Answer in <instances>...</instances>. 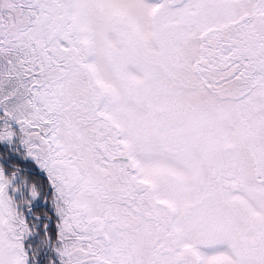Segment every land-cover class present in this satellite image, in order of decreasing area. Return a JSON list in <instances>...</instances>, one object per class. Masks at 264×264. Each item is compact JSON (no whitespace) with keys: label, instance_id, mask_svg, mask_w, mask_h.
I'll list each match as a JSON object with an SVG mask.
<instances>
[{"label":"snow or ice","instance_id":"snow-or-ice-1","mask_svg":"<svg viewBox=\"0 0 264 264\" xmlns=\"http://www.w3.org/2000/svg\"><path fill=\"white\" fill-rule=\"evenodd\" d=\"M0 264H264V0H0Z\"/></svg>","mask_w":264,"mask_h":264}]
</instances>
